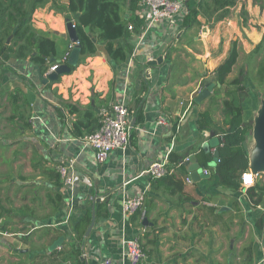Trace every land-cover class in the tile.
Returning a JSON list of instances; mask_svg holds the SVG:
<instances>
[{
  "label": "crops",
  "instance_id": "obj_1",
  "mask_svg": "<svg viewBox=\"0 0 264 264\" xmlns=\"http://www.w3.org/2000/svg\"><path fill=\"white\" fill-rule=\"evenodd\" d=\"M47 4L31 26L57 44L50 65L72 45L65 19L73 22L74 15L58 9V0ZM119 13L131 26L128 36L115 43L131 46L121 62L91 33L95 52L80 53L78 64L56 81L43 83L39 75L45 73L28 58L10 57L2 64L1 83L20 87L29 105L28 125L19 126L13 148L32 154L1 163L13 166L15 174L7 173L0 183V264H100L105 258L122 264L124 241L130 238L138 240L143 252L139 264H264V173L252 186L220 184L218 158L213 156L219 144L208 152L203 149L211 132L220 140L218 133L197 124L199 113L209 110L221 125V100L213 98L218 89L223 91L217 67L233 40H239L245 54L262 41L264 0H239L227 17H199L200 25L189 28L183 24L184 11L150 22L141 0H120ZM206 83L212 90L195 101ZM64 102L77 109L70 111ZM112 104L131 111L129 143L98 162L81 138L89 128L81 127L79 135L74 123L98 121ZM138 109L141 121L136 119ZM171 152L182 162L193 155L204 177L189 181L186 167L176 165L173 174L182 189L171 192L167 182L145 171L154 161L168 160ZM248 155L251 169L257 159L254 146ZM70 161L71 183L60 178L58 184L49 177L51 169L68 167ZM138 195L144 197L142 209L125 215L123 201ZM67 250L71 255L78 250L79 255L69 259Z\"/></svg>",
  "mask_w": 264,
  "mask_h": 264
},
{
  "label": "trees",
  "instance_id": "obj_2",
  "mask_svg": "<svg viewBox=\"0 0 264 264\" xmlns=\"http://www.w3.org/2000/svg\"><path fill=\"white\" fill-rule=\"evenodd\" d=\"M46 1L0 0V66L10 57L28 58L39 67L41 73L48 70V59L56 55L57 44L54 38L39 32L31 26L34 11L37 7L43 6ZM132 1L136 2L138 0ZM238 1L186 0L183 24L186 28L198 26L200 25L199 17L204 18L206 21L223 19L229 15L230 8ZM119 2L120 0H67L63 3L66 11L74 15L72 23L79 39L81 54L94 53L96 50L95 43L90 38L91 33H97L98 40L105 43V49L115 62L125 60L127 54L131 52V46L128 44L125 46L115 45L117 40L126 38L129 34L127 22L120 17ZM61 7L59 6L58 9L62 10ZM85 26L89 27V32L85 31ZM12 32V38L6 43L7 37ZM232 47L229 58L216 71L218 82L225 87L223 93H220L221 91L218 89V92L213 95L215 100H221L224 115L222 123L217 125L211 112L204 110L199 113L197 124L200 129L213 130L218 133L220 140L217 147L218 162L215 170L219 183L238 189L241 173L249 166L248 152L244 149L242 142L245 140L247 132L252 128V122L243 123L244 115L241 101L245 96L246 87L242 84V78H233L227 81L237 59L236 42L233 43ZM258 73L260 75L259 79L264 81V61H262ZM23 93L20 87L14 86V88L7 89L6 94L11 112L9 120L15 124L19 123L18 128L19 126L28 125L26 111L29 105L24 100ZM235 93H238L239 102L235 101ZM64 104L70 111L77 109L71 103L64 102ZM136 119L138 121L142 120L140 109L136 111ZM90 120H87V123L82 122L80 119L75 121L74 128L77 134H81V127L89 128L87 131L89 133L99 127V120ZM176 165L183 166L182 157L175 152H171L168 156L167 166L172 172L158 178L162 182H167L171 192L182 189V181L177 180L173 174V168ZM49 177L54 179L56 183H60L61 174L58 170L51 169ZM86 220L88 222L89 217Z\"/></svg>",
  "mask_w": 264,
  "mask_h": 264
},
{
  "label": "built area",
  "instance_id": "obj_3",
  "mask_svg": "<svg viewBox=\"0 0 264 264\" xmlns=\"http://www.w3.org/2000/svg\"><path fill=\"white\" fill-rule=\"evenodd\" d=\"M141 4L145 5L149 11L150 22H159L164 19H169L173 15L185 12L184 0H141ZM74 25V24H73ZM131 29V26H128ZM72 48L57 62L49 65L48 70L44 75L55 70L60 64L66 62L68 54ZM100 125L93 132L83 136L82 140L91 146L94 150L95 158L98 162H103L110 152L115 148L124 149L129 143V130L131 122V111L123 104H112L107 109H103L100 113ZM161 123V121H158ZM73 161L69 162L68 167H60L58 171L61 174L63 183H71L72 175L69 173V168H72ZM167 158L152 162L145 170L152 178H160L171 170L167 166ZM260 171L247 168L241 173L240 185L247 187L252 186ZM187 179L191 181L188 177ZM144 204L142 195L134 196L123 201L122 210L125 215L132 216L137 211L141 210ZM125 246V262L122 264H139L143 252L136 238H130L124 241ZM100 264H115L112 259L105 258L100 261Z\"/></svg>",
  "mask_w": 264,
  "mask_h": 264
},
{
  "label": "rangeland",
  "instance_id": "obj_4",
  "mask_svg": "<svg viewBox=\"0 0 264 264\" xmlns=\"http://www.w3.org/2000/svg\"><path fill=\"white\" fill-rule=\"evenodd\" d=\"M59 6H62L61 8L64 10V12H67L63 3L65 0H58ZM257 2H263V0H256ZM48 0L45 4H43L42 10H40V7H37L36 10L33 13V18H37V20L41 17L42 12L45 11V8L49 7V4H47ZM47 4V5H46ZM51 5V3H50ZM47 6V7H46ZM39 8V9H38ZM42 11V12H41ZM62 12V11H61ZM69 16V15H68ZM238 39L233 40V43L236 42V48L238 45ZM247 42V41H246ZM231 42L228 45H226L225 54L227 55L230 47L233 45ZM260 46L256 47L253 50H250L248 54H245L244 50L238 45V51H237V59L235 64L232 67V71L228 75L227 81L233 79V78H242V84L246 87V91H244L245 96L243 97V100L241 101V104L243 102L244 107V119L243 123L245 122H252V129H257L258 125L261 123V121H264V81H261L260 75L258 73V69L262 64V61H264V39L262 42H260ZM250 45V43H249ZM251 47V46H250ZM3 72V66H0V77H2ZM11 86H8L7 84L1 83L0 78V183L4 182L5 176L7 173H10V175L15 174L14 167L10 164H4L1 163L4 161H10L13 157L15 159L24 160V154L29 153L32 154V150L28 152H23L19 148H13V144L16 143L14 137L18 136V124H15L13 122H10L9 116L11 114L10 112V105L8 104L6 100V94L7 89H10ZM13 87V86H12ZM222 88H225L224 86ZM220 93H223L220 92ZM234 98L236 102H239V96L238 93L234 94ZM218 119L219 122L224 117L223 112L221 110V107L218 104ZM21 123V122H20ZM245 141L248 147L247 152H250L251 146H254V152L259 153L257 145L252 144V142H256L254 137L249 134H246ZM5 143H10L9 145H6ZM249 156V155H248ZM249 159V157H248ZM22 166L25 165L24 163L21 164ZM18 172H22V169L19 167ZM70 249H74L73 247H70ZM68 253L65 257L69 259H73L74 256L79 255V251L75 250L74 253L71 255L69 252L70 250H67ZM73 251V250H72ZM72 257V258H71Z\"/></svg>",
  "mask_w": 264,
  "mask_h": 264
},
{
  "label": "water",
  "instance_id": "obj_5",
  "mask_svg": "<svg viewBox=\"0 0 264 264\" xmlns=\"http://www.w3.org/2000/svg\"><path fill=\"white\" fill-rule=\"evenodd\" d=\"M65 22H66V33H65V35H67L69 40L71 41L72 48L68 54V57H67V60L65 63L60 64L58 67H56L55 70L51 71L47 75H44V76L42 74L39 75L42 82L45 84L48 82H51V81L52 82L56 81L61 74L70 72L72 67L76 66L78 64V61H79V55L81 53V48H80L79 39H78L76 30L74 28L72 21L69 18H66ZM84 29H85V31H88L89 27L85 26ZM13 32H14V30H13ZM13 32L7 37L6 43H8L10 41V39L12 38ZM92 40L94 41L95 39L92 38ZM232 48L233 47L231 46L228 54L224 57V59L222 60L220 65L217 67V70H219L221 68V65L229 58L230 53L232 51ZM159 61H160V57L157 58L156 60L150 61L149 64H155L156 62H159ZM215 76H216V74H215ZM218 85H220L219 82H218ZM211 90H212V87H211L210 83H206L204 85V87L202 88V90L200 91V93L195 97V101H200L202 98L206 97L210 93ZM249 134H251L254 137V139L256 141V145H257L258 150H259V153L256 154L257 159L253 161V166L251 167V169L253 168V170H257V171L264 173V121H261V123L258 125L257 129L254 128L252 130H249L247 132V135H249ZM210 135H211L210 141L203 144V149L206 152H208L210 147H214V146L219 144V140L216 139L214 133L211 132ZM242 143H243L244 149L248 150L246 141L244 140ZM213 156L218 158V151L217 150H215L213 152ZM194 162H196L195 157L193 155H190L183 161V165L186 167V169L189 172L188 178L190 180L197 181L198 179L204 177V175L201 174L202 168L199 167ZM95 201H98V198H96ZM93 206L95 207V204H93ZM93 223H94V217L92 215V220H91V223L87 229V233L90 231ZM60 240L61 239L59 238L57 241H55L54 244L52 246H50V248L57 246L58 243L60 242Z\"/></svg>",
  "mask_w": 264,
  "mask_h": 264
},
{
  "label": "bare ground",
  "instance_id": "obj_6",
  "mask_svg": "<svg viewBox=\"0 0 264 264\" xmlns=\"http://www.w3.org/2000/svg\"><path fill=\"white\" fill-rule=\"evenodd\" d=\"M253 143H254V144H255V146H256V142H254V141H253Z\"/></svg>",
  "mask_w": 264,
  "mask_h": 264
}]
</instances>
